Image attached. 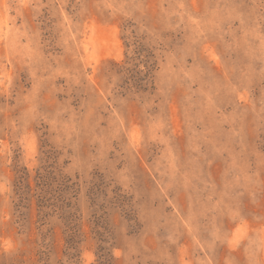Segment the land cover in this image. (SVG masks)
I'll use <instances>...</instances> for the list:
<instances>
[{
  "label": "rangeland",
  "instance_id": "rangeland-1",
  "mask_svg": "<svg viewBox=\"0 0 264 264\" xmlns=\"http://www.w3.org/2000/svg\"><path fill=\"white\" fill-rule=\"evenodd\" d=\"M0 264H264V0H0Z\"/></svg>",
  "mask_w": 264,
  "mask_h": 264
},
{
  "label": "trees",
  "instance_id": "trees-1",
  "mask_svg": "<svg viewBox=\"0 0 264 264\" xmlns=\"http://www.w3.org/2000/svg\"><path fill=\"white\" fill-rule=\"evenodd\" d=\"M73 236H70L68 239H67V244H68V248H74L73 247V244H75L74 240H73Z\"/></svg>",
  "mask_w": 264,
  "mask_h": 264
}]
</instances>
